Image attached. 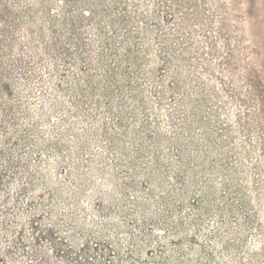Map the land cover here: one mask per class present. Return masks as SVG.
I'll return each instance as SVG.
<instances>
[{
	"label": "rangeland",
	"instance_id": "obj_1",
	"mask_svg": "<svg viewBox=\"0 0 264 264\" xmlns=\"http://www.w3.org/2000/svg\"><path fill=\"white\" fill-rule=\"evenodd\" d=\"M0 264H264V0H0Z\"/></svg>",
	"mask_w": 264,
	"mask_h": 264
}]
</instances>
